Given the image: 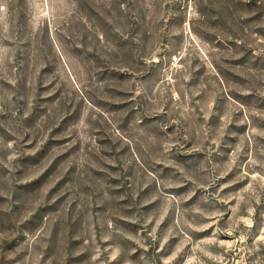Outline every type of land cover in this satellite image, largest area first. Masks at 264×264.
Returning <instances> with one entry per match:
<instances>
[{"label": "rangeland", "instance_id": "1", "mask_svg": "<svg viewBox=\"0 0 264 264\" xmlns=\"http://www.w3.org/2000/svg\"><path fill=\"white\" fill-rule=\"evenodd\" d=\"M0 264H264V0H0Z\"/></svg>", "mask_w": 264, "mask_h": 264}]
</instances>
